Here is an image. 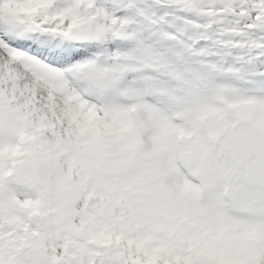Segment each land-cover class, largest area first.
<instances>
[{"label": "snow or ice", "instance_id": "obj_1", "mask_svg": "<svg viewBox=\"0 0 264 264\" xmlns=\"http://www.w3.org/2000/svg\"><path fill=\"white\" fill-rule=\"evenodd\" d=\"M0 264H264V0H0Z\"/></svg>", "mask_w": 264, "mask_h": 264}]
</instances>
